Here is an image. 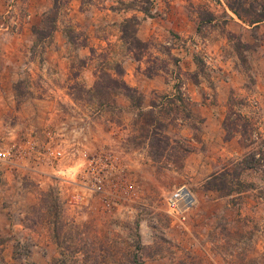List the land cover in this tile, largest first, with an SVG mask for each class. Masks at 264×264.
<instances>
[{"label":"rangeland","instance_id":"obj_1","mask_svg":"<svg viewBox=\"0 0 264 264\" xmlns=\"http://www.w3.org/2000/svg\"><path fill=\"white\" fill-rule=\"evenodd\" d=\"M255 19L264 0H0V149L53 140L65 171L113 153L107 191L126 198L109 210L48 162L0 161V264H264ZM183 185L181 226L166 200Z\"/></svg>","mask_w":264,"mask_h":264},{"label":"built area","instance_id":"obj_2","mask_svg":"<svg viewBox=\"0 0 264 264\" xmlns=\"http://www.w3.org/2000/svg\"><path fill=\"white\" fill-rule=\"evenodd\" d=\"M28 147L22 146L0 149V161L7 164H14L16 159L26 158V155L33 157L36 161L48 162L55 168L56 173L54 175L63 174V176L70 174L72 180L70 183L76 184L77 179H80V184H77L79 188L90 192L91 196H101L104 206L113 210L121 198L126 199L122 192L120 197L109 194L107 191V183L109 178L113 175L117 166V159L113 153H101L91 154L85 163L77 164L75 167H70L66 171L59 168L64 162L66 156L65 152L56 147V143L53 140H49L41 147L29 140ZM28 152V153H27ZM76 170V171H75ZM67 182V179H64ZM120 190H115L116 192ZM131 194V191H129ZM130 198V197H129ZM196 198L191 190L183 185L175 189L167 198V213L171 220L175 223H179L184 226V222L188 219V214L196 206Z\"/></svg>","mask_w":264,"mask_h":264},{"label":"crops","instance_id":"obj_3","mask_svg":"<svg viewBox=\"0 0 264 264\" xmlns=\"http://www.w3.org/2000/svg\"><path fill=\"white\" fill-rule=\"evenodd\" d=\"M33 2L35 0H29V2ZM77 1V0H75ZM73 3H74V0H73ZM46 6H43L41 9H44ZM72 7H75V11H76V5H73ZM81 7V6H80ZM234 17L239 21V22H243L241 21V19L239 20V18L234 15ZM264 22H260V23H250V27L249 29L250 30H261L262 28H264ZM254 52V51H253ZM255 58L256 57H259L261 59H264V50L262 48H259L258 50L255 51L254 55H253ZM252 56V57H253ZM194 210V209H193ZM192 210V211H193ZM190 216V213L188 214V217ZM187 221V220H186ZM87 263V262H86ZM162 264H178L177 261H175V258H170V257H166L165 259L162 260L161 262ZM141 264H149L147 260H144L141 262Z\"/></svg>","mask_w":264,"mask_h":264},{"label":"trees","instance_id":"obj_4","mask_svg":"<svg viewBox=\"0 0 264 264\" xmlns=\"http://www.w3.org/2000/svg\"><path fill=\"white\" fill-rule=\"evenodd\" d=\"M235 14L241 19L244 18L237 10H235ZM262 21L263 20L255 19L254 21L251 20L249 22L250 23H260ZM262 162H263L262 159H258L256 157V153H251L243 159L242 161L243 165L241 166H243V168H246V169H259L263 165Z\"/></svg>","mask_w":264,"mask_h":264}]
</instances>
